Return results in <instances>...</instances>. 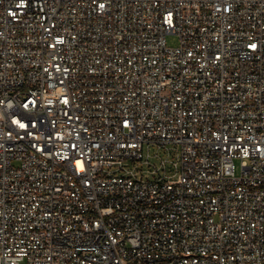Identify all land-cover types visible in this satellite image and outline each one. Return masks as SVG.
<instances>
[{
    "label": "built area",
    "instance_id": "obj_1",
    "mask_svg": "<svg viewBox=\"0 0 264 264\" xmlns=\"http://www.w3.org/2000/svg\"><path fill=\"white\" fill-rule=\"evenodd\" d=\"M0 264H264V0H0Z\"/></svg>",
    "mask_w": 264,
    "mask_h": 264
},
{
    "label": "rangeland",
    "instance_id": "obj_2",
    "mask_svg": "<svg viewBox=\"0 0 264 264\" xmlns=\"http://www.w3.org/2000/svg\"><path fill=\"white\" fill-rule=\"evenodd\" d=\"M166 43L170 47L176 46L178 44L177 37L175 35H173V34L167 35L166 36ZM155 152H156V148H150V154L154 155ZM159 155H163L162 151H159ZM150 161H151V164H152L150 166L151 169H152V166H154V167H157L158 166V163H159V159L158 158L151 159ZM234 163H235V166H236L237 172H238V160H235ZM139 168L141 170H145L148 167H147V165H141ZM145 177L149 178V176H147V175L144 174V177L143 178H145ZM150 177L152 178V176H150Z\"/></svg>",
    "mask_w": 264,
    "mask_h": 264
},
{
    "label": "snow or ice",
    "instance_id": "obj_3",
    "mask_svg": "<svg viewBox=\"0 0 264 264\" xmlns=\"http://www.w3.org/2000/svg\"><path fill=\"white\" fill-rule=\"evenodd\" d=\"M254 47V46H253Z\"/></svg>",
    "mask_w": 264,
    "mask_h": 264
}]
</instances>
